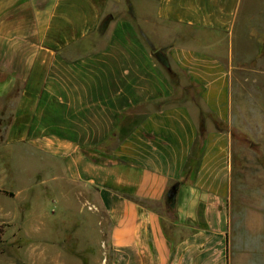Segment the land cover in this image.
I'll return each instance as SVG.
<instances>
[{
	"label": "crops",
	"instance_id": "obj_1",
	"mask_svg": "<svg viewBox=\"0 0 264 264\" xmlns=\"http://www.w3.org/2000/svg\"><path fill=\"white\" fill-rule=\"evenodd\" d=\"M242 3L0 0V264H72L65 239L33 236L40 179L19 162L40 154L106 222L109 264H230L248 210L249 151L233 135L264 147L250 135L264 127L233 118L248 73L230 41ZM250 211L254 224L264 203Z\"/></svg>",
	"mask_w": 264,
	"mask_h": 264
},
{
	"label": "rangeland",
	"instance_id": "obj_2",
	"mask_svg": "<svg viewBox=\"0 0 264 264\" xmlns=\"http://www.w3.org/2000/svg\"><path fill=\"white\" fill-rule=\"evenodd\" d=\"M242 5L235 19L230 41L233 61L238 64V55L243 56L248 73L246 79L238 78L240 81L235 79L233 82L232 109L233 118L240 117L245 128L251 130L252 123L264 127V0H243ZM236 113L240 116H236ZM250 135L260 138L264 143V130L258 132L252 129ZM233 136L235 141L243 148L248 147L249 151L248 186L246 195L242 196L243 207H248V210L239 211L238 218L232 222L230 264H264V215L254 224L247 220L250 210L264 203V195L257 194L264 184V147L257 148L255 153L249 149L246 137L237 134ZM15 149L12 148L9 156V171L15 168ZM24 151L25 148L21 150ZM260 157L263 162H260ZM37 159L39 163L32 167L25 159L19 162L20 172L26 178L30 181L40 179L31 200L30 210L35 213V223H39L33 236L55 238L62 244L65 239V251L71 252L72 264H109L106 222L103 221L101 227L99 216L89 208L90 203L75 195L78 187H73L72 183L69 185L67 179H53L55 173L49 168L47 157L40 154ZM60 174H63L62 170ZM56 175L59 176V172ZM63 189L70 190L71 194L67 199L64 197V203ZM26 195L25 193L23 198ZM21 206L25 207L24 204ZM37 245H40L41 251L46 247L45 243Z\"/></svg>",
	"mask_w": 264,
	"mask_h": 264
},
{
	"label": "water",
	"instance_id": "obj_3",
	"mask_svg": "<svg viewBox=\"0 0 264 264\" xmlns=\"http://www.w3.org/2000/svg\"><path fill=\"white\" fill-rule=\"evenodd\" d=\"M177 185H173L167 192L165 203L167 206H170L173 201L176 194Z\"/></svg>",
	"mask_w": 264,
	"mask_h": 264
},
{
	"label": "trees",
	"instance_id": "obj_4",
	"mask_svg": "<svg viewBox=\"0 0 264 264\" xmlns=\"http://www.w3.org/2000/svg\"><path fill=\"white\" fill-rule=\"evenodd\" d=\"M160 55V54H159ZM161 56V55H160ZM162 58V57H161ZM161 62L163 63V64H166V61H165V59L164 58H162L161 59ZM203 133V129L201 128V134Z\"/></svg>",
	"mask_w": 264,
	"mask_h": 264
}]
</instances>
